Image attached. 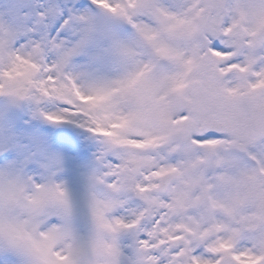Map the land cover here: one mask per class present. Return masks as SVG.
Listing matches in <instances>:
<instances>
[{
	"label": "snow or ice",
	"instance_id": "1",
	"mask_svg": "<svg viewBox=\"0 0 264 264\" xmlns=\"http://www.w3.org/2000/svg\"><path fill=\"white\" fill-rule=\"evenodd\" d=\"M0 264H264V0H0Z\"/></svg>",
	"mask_w": 264,
	"mask_h": 264
}]
</instances>
